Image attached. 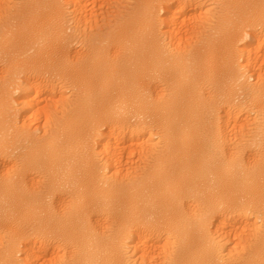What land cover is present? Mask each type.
Instances as JSON below:
<instances>
[{"label": "bare ground", "instance_id": "1", "mask_svg": "<svg viewBox=\"0 0 264 264\" xmlns=\"http://www.w3.org/2000/svg\"><path fill=\"white\" fill-rule=\"evenodd\" d=\"M9 2L0 264H264V0Z\"/></svg>", "mask_w": 264, "mask_h": 264}, {"label": "rangeland", "instance_id": "2", "mask_svg": "<svg viewBox=\"0 0 264 264\" xmlns=\"http://www.w3.org/2000/svg\"><path fill=\"white\" fill-rule=\"evenodd\" d=\"M19 0H10V2H9V4L11 5V6H14L17 2H18ZM12 2V3H11ZM14 2V3H13ZM2 3H3V0H0V6L2 5ZM9 4H8V6H9ZM10 7V6H9ZM89 30V29H88ZM89 31H91V30H89ZM260 62H262V61H260ZM261 65H263V64H261ZM258 70H259V68H257ZM255 79V80H254ZM250 81L252 82V83H254L255 81H256V78H254V77H252L251 79H250ZM70 93H68V95H69Z\"/></svg>", "mask_w": 264, "mask_h": 264}]
</instances>
